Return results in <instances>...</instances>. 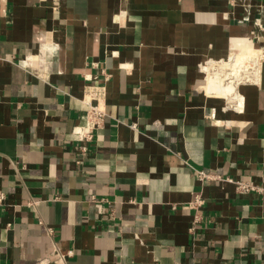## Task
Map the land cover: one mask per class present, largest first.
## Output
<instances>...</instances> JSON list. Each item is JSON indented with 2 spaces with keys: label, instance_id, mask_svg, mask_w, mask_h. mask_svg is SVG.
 Instances as JSON below:
<instances>
[{
  "label": "crops",
  "instance_id": "1",
  "mask_svg": "<svg viewBox=\"0 0 264 264\" xmlns=\"http://www.w3.org/2000/svg\"><path fill=\"white\" fill-rule=\"evenodd\" d=\"M258 47L235 103L206 91ZM0 56V264H264V191L194 170L264 186V0H0ZM89 74L107 115L79 163Z\"/></svg>",
  "mask_w": 264,
  "mask_h": 264
},
{
  "label": "built area",
  "instance_id": "2",
  "mask_svg": "<svg viewBox=\"0 0 264 264\" xmlns=\"http://www.w3.org/2000/svg\"><path fill=\"white\" fill-rule=\"evenodd\" d=\"M230 58V57H229ZM228 58V59H229ZM4 59L0 56V60ZM27 60V61H26ZM25 60V66L31 67L29 65L30 58ZM210 62H206L208 65ZM244 71V70H243ZM247 76L243 78L247 81H253L257 77V68L248 67L246 69ZM85 84L83 88L82 101L87 104L88 109L85 115V120L83 123H79L74 126L73 133L75 134L77 140L79 141L80 154L77 162H82L84 158L89 157L91 150L89 147L90 142H92L97 134V132L102 128L105 117L107 115L106 110V99H107V80L109 79V74H104L103 78H95L93 75H85ZM196 178L201 182L206 180H217L220 182H229L235 185V188L240 193H246L250 191H264V186L257 184L254 181L237 179L229 175L220 176L218 174L209 172L205 169H194ZM5 200V193L0 190V204ZM206 203L205 198L201 191L195 193V196L187 203V207L194 210V219L191 231L195 230V225L203 219V207ZM53 230L50 229V232ZM55 254L61 258L63 255L59 251H55Z\"/></svg>",
  "mask_w": 264,
  "mask_h": 264
},
{
  "label": "bare ground",
  "instance_id": "3",
  "mask_svg": "<svg viewBox=\"0 0 264 264\" xmlns=\"http://www.w3.org/2000/svg\"><path fill=\"white\" fill-rule=\"evenodd\" d=\"M261 53L262 50L259 47L244 52H233L229 59L205 65L206 91L209 94L226 97L235 103L239 99L238 84L247 76L245 73L248 67L258 66Z\"/></svg>",
  "mask_w": 264,
  "mask_h": 264
},
{
  "label": "rangeland",
  "instance_id": "4",
  "mask_svg": "<svg viewBox=\"0 0 264 264\" xmlns=\"http://www.w3.org/2000/svg\"><path fill=\"white\" fill-rule=\"evenodd\" d=\"M243 71V70H242Z\"/></svg>",
  "mask_w": 264,
  "mask_h": 264
}]
</instances>
